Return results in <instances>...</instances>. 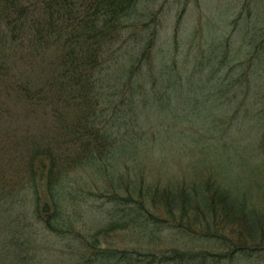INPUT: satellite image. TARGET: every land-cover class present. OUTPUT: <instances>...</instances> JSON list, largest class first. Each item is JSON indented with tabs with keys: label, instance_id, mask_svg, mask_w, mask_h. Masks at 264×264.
Segmentation results:
<instances>
[{
	"label": "trees",
	"instance_id": "trees-1",
	"mask_svg": "<svg viewBox=\"0 0 264 264\" xmlns=\"http://www.w3.org/2000/svg\"><path fill=\"white\" fill-rule=\"evenodd\" d=\"M149 1L0 0V264H264L262 165L244 157L264 147L258 74L213 42L180 52L179 22L159 43ZM161 143L189 162L145 179Z\"/></svg>",
	"mask_w": 264,
	"mask_h": 264
},
{
	"label": "rangeland",
	"instance_id": "rangeland-1",
	"mask_svg": "<svg viewBox=\"0 0 264 264\" xmlns=\"http://www.w3.org/2000/svg\"><path fill=\"white\" fill-rule=\"evenodd\" d=\"M247 2H249V5H247ZM146 4L148 5L145 8L141 7L143 11L163 9L161 12L163 15L160 13L163 31L161 32L159 43L171 44L172 39L170 37L174 35L175 25L179 22L177 40H179L180 52H191L198 46H205L203 44L204 41L210 45L212 42L217 44L216 47L220 48L219 52L225 47L224 49H228V56H224L226 58L221 57L228 62V66L238 63L248 73H251L250 69L254 70L258 74L256 79L264 89V56H262L261 60L258 59L261 63L260 65H254V67L249 65L252 63V58L255 59V56L252 55L253 50L256 49L255 45L257 46L261 38L264 37V0H151ZM164 15L165 17H163ZM233 20L234 22H232ZM262 51L264 52V50ZM219 52L217 53L218 56H220ZM18 108L21 109L22 107L19 106ZM159 121L156 128L160 136L175 139L178 142L182 141L179 134L175 135L173 131H164L169 121H163L162 119ZM180 121L184 122V120ZM179 123V125H176L177 130L182 127L181 122ZM243 134L247 136L248 134L251 135L252 132L250 128H244ZM171 142L172 140H169L168 144ZM254 146V151H251L252 154L245 152L244 157L247 155L252 162L258 163L260 161L259 163L264 167V147L258 148L256 143ZM147 154L155 159L147 161V167H145L149 175L144 173L145 179L160 178L155 173L159 168L157 165L158 161L163 160L165 163L171 162L170 164H172L174 170L171 173L177 175V171L189 162L188 159L190 157L186 149L183 152L175 149L167 151L163 143L158 146H151ZM208 157L213 160L212 165L210 164L203 171L215 174L214 177L219 179L222 169L217 168V166H220L219 163H216L217 158L212 155ZM262 167L261 172L263 174L260 173V177L264 180V168ZM111 236L114 243L124 246L135 245L136 241H139V243L136 242L138 248V245H148L147 237L132 232H127L126 234L122 232L121 236L119 234H112ZM155 242L156 240L149 243L154 244ZM169 245L177 246L180 244L177 242L158 241V247L160 248ZM212 249H217V247H212ZM246 263L240 261L236 264ZM248 264L255 263L251 261Z\"/></svg>",
	"mask_w": 264,
	"mask_h": 264
}]
</instances>
